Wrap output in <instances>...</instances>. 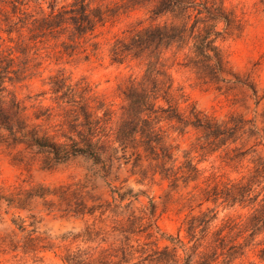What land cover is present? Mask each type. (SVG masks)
<instances>
[{
  "label": "trees",
  "instance_id": "16d2710c",
  "mask_svg": "<svg viewBox=\"0 0 264 264\" xmlns=\"http://www.w3.org/2000/svg\"><path fill=\"white\" fill-rule=\"evenodd\" d=\"M137 8L147 10L149 22L144 24L139 20L131 25L123 31V36L114 39L109 49L112 63L136 60L143 65L141 77L129 78L121 87L124 104L120 115L115 118V111L85 78L72 83L59 70L49 77L48 86L53 101L61 105L63 112L59 115L63 116L67 130L51 134L42 127L41 122L53 117L52 108L40 106L34 113L37 122L32 121L27 107L10 86L38 73V45L54 41L61 56L84 54L88 58L99 49V42L95 40L97 29ZM0 21L6 35V38L0 35V148L36 147L49 151L56 160L80 153L102 164L103 170L106 161L118 159L115 156L119 152L124 159L130 152L136 156L135 163L145 157L152 176L159 175L171 191L185 190L186 203L197 200L199 208L204 204L215 205L206 206L199 215L188 219L190 240L196 239L197 233L203 240L207 238L217 214L215 208L219 206L248 209L250 237L264 232V153L257 151L260 145L264 146V92L259 93L249 78L231 68L216 43L219 38L239 36L244 31V22L224 6L223 0H0ZM179 54L183 55L180 64L191 68L204 84L216 86L220 91H232L238 85L246 87L254 105L253 117L231 112L219 119L193 103H187L182 109L180 100L186 103L188 99L182 91L176 95L168 65L170 59L177 61ZM188 127L196 130L197 136L190 152L180 160L179 146L173 144L169 129L185 134ZM62 138L65 140L60 141ZM192 152L201 158L195 162ZM213 155L236 172L240 168L243 171L234 178H224L215 172L206 176V169L199 164ZM144 171H140L142 177H146ZM61 189L66 191L69 187L0 185V209L4 207L6 214L13 209L30 212L36 198L62 200L57 192ZM118 194L117 198L122 201L124 198ZM150 205L153 209L149 212L147 236L152 238L158 234L168 243L160 246L158 239L154 240L152 254L146 257L152 256L157 263L170 260L173 264H212L222 255L230 263L244 255L247 244L236 239L226 242L224 230L232 231L239 226L236 219L228 218L222 228L213 232L214 251H201L200 259L193 263L187 255L186 244L156 225L152 201ZM94 208L77 196L68 213H90ZM30 218L35 217L30 215ZM12 223L23 237L0 238V251L36 255L52 249L50 240L35 235V229L28 230L34 221L27 225L26 220L19 222L13 218ZM258 245V256L264 261V240ZM179 250L186 257L182 258ZM62 260L64 264H107L78 253H68ZM127 263L124 255L121 264Z\"/></svg>",
  "mask_w": 264,
  "mask_h": 264
},
{
  "label": "rangeland",
  "instance_id": "374dc122",
  "mask_svg": "<svg viewBox=\"0 0 264 264\" xmlns=\"http://www.w3.org/2000/svg\"><path fill=\"white\" fill-rule=\"evenodd\" d=\"M223 1L224 6L228 10H233L244 22V31L239 36L219 38L216 43L231 68L241 76L249 78L259 93H263L264 0ZM147 18V10L137 8L100 26L95 38L99 42V49L88 58H85L84 54L61 56L57 53L60 48L54 47V41L38 45L37 61L40 62L38 73L10 86L27 107L32 121L37 122L34 113L42 108L40 106L52 108L51 120L39 121L42 127L51 134L67 130V126L63 125V116L59 115L63 112L61 105L53 101L48 86L49 77L59 70L69 76L72 83L85 78L93 91L115 111L117 118L124 104L121 87L129 78L139 79L143 73V65L136 60L123 64L112 63L109 49L116 37L123 36V31L139 20L147 24L149 22ZM2 29L4 25L0 21V35L6 38ZM32 52L30 55L34 57ZM167 55L170 56V53ZM182 59L183 55L179 54L177 61L174 59L168 61L176 95L182 91L188 99L186 103L180 100L182 109L186 108L187 103H193L198 109L219 119H223L231 112L253 117L254 105L249 99L250 93L246 87L238 85L232 91L225 89L220 91L216 86L202 83L191 68L180 64ZM259 109L261 112L262 107ZM169 132L174 140L173 144L179 146L177 155L182 160L185 153L190 152L197 131L188 127L185 134L173 132L172 129H169ZM257 151L264 153V146L260 145ZM191 156L195 162L201 158L194 152ZM115 157L118 159L106 161V168L103 170L102 164H97L93 158L80 153L56 160L49 151L36 147L27 149L21 145L9 149L1 147L0 185L11 188L62 185L68 186L69 189L57 191L62 195V200L57 197L34 199L30 205V212L13 209L6 214L4 207L0 209V238L13 235L23 237L12 223V219L16 218L19 222L21 219L26 220L27 225L34 221L28 230L35 229V235L47 238L52 243L51 250L36 255L24 254L21 251L17 253L0 251V264H64L62 258L68 253H78L93 260L101 259L107 264H121L124 255L128 260L127 264L134 262L164 264L157 263L152 256L146 257L152 254L154 240L158 239L160 246L168 244L158 234H154L152 238L147 236L149 212L153 209L150 201L154 205L156 225L162 232L179 237L186 244L187 255L191 257L193 263L200 259L201 251H214L213 232L222 228L228 218H232L236 219L239 226L232 231L224 230L223 235L227 236L226 242L236 239L247 244L244 255L230 263L222 255L212 264H264L258 256L260 249L258 243L264 240V232L255 238L250 237L251 231L247 228L248 209L239 206L216 207L214 212L217 214L207 238L203 240L202 235L197 233L196 239L190 240L187 233L188 219L192 215H199L200 210L206 206L213 208L215 205L204 204L199 208L197 200L186 203L183 199L185 190H182V193H174L159 175L152 176L145 157H141L138 163H135L136 156L130 152H127L125 159L120 152ZM247 164L245 161V165ZM199 167L206 169V176L215 172L224 178L237 177L239 172L243 171L240 168L239 172H236L225 166L216 155L202 160ZM143 169L146 177L140 175ZM72 191H75V194L72 195ZM118 193L124 198L122 201L121 198H117ZM77 196L86 205L95 208L90 213H68V209L74 207ZM30 215H34L35 218L31 219ZM179 253L182 258L186 257L181 250ZM217 255H220V250H217ZM165 264L173 263L169 260Z\"/></svg>",
  "mask_w": 264,
  "mask_h": 264
}]
</instances>
